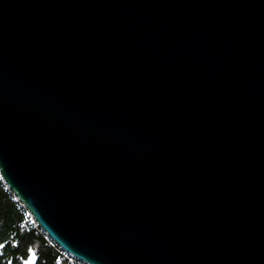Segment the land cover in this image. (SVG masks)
<instances>
[{
  "label": "water",
  "instance_id": "95a60500",
  "mask_svg": "<svg viewBox=\"0 0 264 264\" xmlns=\"http://www.w3.org/2000/svg\"><path fill=\"white\" fill-rule=\"evenodd\" d=\"M0 176L88 264H264V0H0Z\"/></svg>",
  "mask_w": 264,
  "mask_h": 264
},
{
  "label": "trees",
  "instance_id": "16d2710c",
  "mask_svg": "<svg viewBox=\"0 0 264 264\" xmlns=\"http://www.w3.org/2000/svg\"><path fill=\"white\" fill-rule=\"evenodd\" d=\"M22 221L23 210L0 176V264H56L57 250L42 233L26 232Z\"/></svg>",
  "mask_w": 264,
  "mask_h": 264
},
{
  "label": "built area",
  "instance_id": "2783aa9c",
  "mask_svg": "<svg viewBox=\"0 0 264 264\" xmlns=\"http://www.w3.org/2000/svg\"><path fill=\"white\" fill-rule=\"evenodd\" d=\"M13 199L19 204L20 208L23 210V221L22 228L28 231H36L37 233H42L44 235L45 241L54 247L57 251L56 264H88L79 258L75 257L71 253L67 252L61 248L56 242H54L51 237L39 226L32 214L26 209V207L16 198L13 194Z\"/></svg>",
  "mask_w": 264,
  "mask_h": 264
},
{
  "label": "snow or ice",
  "instance_id": "6c2138e0",
  "mask_svg": "<svg viewBox=\"0 0 264 264\" xmlns=\"http://www.w3.org/2000/svg\"><path fill=\"white\" fill-rule=\"evenodd\" d=\"M0 247H3V245H0ZM9 264H11V262H9Z\"/></svg>",
  "mask_w": 264,
  "mask_h": 264
}]
</instances>
